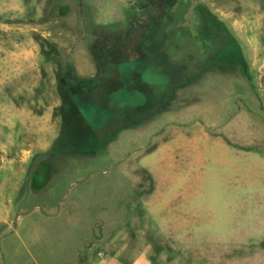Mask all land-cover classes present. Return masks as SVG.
<instances>
[{
	"label": "rangeland",
	"instance_id": "1",
	"mask_svg": "<svg viewBox=\"0 0 264 264\" xmlns=\"http://www.w3.org/2000/svg\"><path fill=\"white\" fill-rule=\"evenodd\" d=\"M22 80L45 118L0 133V264H264V0H0Z\"/></svg>",
	"mask_w": 264,
	"mask_h": 264
},
{
	"label": "crops",
	"instance_id": "2",
	"mask_svg": "<svg viewBox=\"0 0 264 264\" xmlns=\"http://www.w3.org/2000/svg\"><path fill=\"white\" fill-rule=\"evenodd\" d=\"M32 54H34V49L28 50V47L25 46L21 49L20 53V63L16 64V69L24 72L33 71L34 67H36L35 63L32 59ZM2 65V64H1ZM35 70V69H34ZM37 81H32L31 84L29 81L24 82L20 81V89L19 94L24 97V100L21 102H16L13 97H8L7 93L5 97L3 96L2 89H0V133L4 136L14 134V129H19V132L27 134L29 132L30 126L33 125L38 126V119H44L45 116H39V107H34V109H30V105L28 103V96L30 95L29 86L38 87L39 83ZM34 91H32L33 93ZM1 98H5L1 100ZM59 101V100H58ZM3 120V121H2ZM34 120V121H32ZM39 128V127H38ZM10 129V130H8ZM39 131V130H38ZM8 160H2V164H0V168L7 166ZM40 168V164L36 168L34 174H32V182L39 185L40 183L37 181L36 174L38 173ZM1 174V170H0ZM34 184V186H37ZM115 264L116 260H101L100 264Z\"/></svg>",
	"mask_w": 264,
	"mask_h": 264
},
{
	"label": "trees",
	"instance_id": "3",
	"mask_svg": "<svg viewBox=\"0 0 264 264\" xmlns=\"http://www.w3.org/2000/svg\"><path fill=\"white\" fill-rule=\"evenodd\" d=\"M207 15H210V14H205L204 16H207ZM230 43L233 44V42H232L231 40H230ZM138 61H140V59H139ZM181 71H182V74H183V76H184V77H182V78H183V79L185 80V82H186V81L188 80L187 78L190 79V77H188V74H189V73L187 72V73L185 74V70H184V69L181 70ZM189 75H190V74H189ZM72 85H74V84H72ZM80 98H81V96H80L79 94H75V95L72 96V99H73L72 102H73V103H76V104H77V102H78V106H76L77 109L79 108V99H80ZM85 103H90V102L85 101ZM78 111H79V110H78ZM76 117L78 118V121H79V122H81V121L84 122V120H85V119H82V118H83L82 116H81L82 118H81L80 116H78V115H76ZM80 119H81V120H80ZM87 126H88V125H86V127H87ZM73 127H74V124H73V122H72V132H73L72 134H77L76 132L79 131V130L75 131ZM80 131L82 132V130H80ZM80 131H79V132H80ZM74 132H75V133H74Z\"/></svg>",
	"mask_w": 264,
	"mask_h": 264
}]
</instances>
